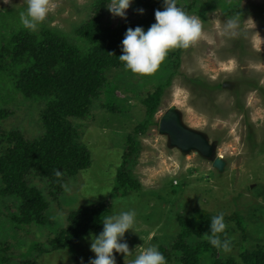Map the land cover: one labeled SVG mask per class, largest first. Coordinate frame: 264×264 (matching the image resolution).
Instances as JSON below:
<instances>
[{
	"label": "rangeland",
	"instance_id": "rangeland-1",
	"mask_svg": "<svg viewBox=\"0 0 264 264\" xmlns=\"http://www.w3.org/2000/svg\"><path fill=\"white\" fill-rule=\"evenodd\" d=\"M233 1L241 17L227 13L225 4ZM94 2L50 0V11L41 23L87 50L74 31L92 15ZM176 4L185 11L191 1L176 0ZM164 6V0H156L153 9L162 11ZM108 7L103 19L112 28L139 13L133 1L124 18L113 16ZM21 8L26 11V0H10L7 4L0 0V12L13 11L6 13L8 24H18ZM186 13L201 20L197 41L186 49H170L152 74H134L125 67L110 69L108 83L101 97L93 101L89 116L68 119L78 128L80 142L90 152V166L66 180L60 194L49 189L46 178L35 173L26 177L28 185L39 189L49 203L45 225L10 232L6 221L19 204L10 197H0V264H4L2 258H9V264L34 259L36 264H88L95 258L90 237L67 250L23 259L30 256L29 250L36 243L53 238L65 228L72 212L108 201V215L128 210L136 213L134 229L121 241L128 243L132 255L124 257L114 252L116 264H131L149 246L169 248L181 230L177 217L195 209L212 217L223 213L227 237L233 239L231 244L238 250V246L264 247V0H197ZM229 20L237 22L236 29L225 30ZM174 70L154 120L158 123L175 106L187 128L201 132L215 145L216 153L226 162L224 171L213 169L210 161L194 152L171 148L158 127L150 126L135 139L140 152L132 172L141 184L140 190L114 194L128 138L145 120L142 99L164 85ZM0 78V109L13 112L6 120L1 119L0 134L15 130L28 140L40 138L43 129L34 115L46 105V98L26 99L7 86L5 72ZM234 246L218 251L214 259L237 256Z\"/></svg>",
	"mask_w": 264,
	"mask_h": 264
},
{
	"label": "trees",
	"instance_id": "trees-1",
	"mask_svg": "<svg viewBox=\"0 0 264 264\" xmlns=\"http://www.w3.org/2000/svg\"><path fill=\"white\" fill-rule=\"evenodd\" d=\"M94 1L92 15L74 31L76 37L84 41L87 50L43 23L38 24L35 31L26 29L20 22V14L26 12L24 8L18 12V24L7 22L6 13L12 10L0 12V74L5 72L9 80L7 86L13 87L24 98H46V105L34 115L40 119V122L37 119L38 125L40 128L41 123L43 129L40 138L28 140L23 133L15 130L0 134V197H10L19 204L15 212L9 213L6 221L10 232L17 233L27 226L36 228V225H45V212L49 203L39 189L28 185L27 176L35 173L46 178L49 189L60 194L66 180L76 177L90 166V152L80 142L78 128L68 119H86L93 108V101L101 97L102 89L108 83L107 72L125 67L119 56L122 54L121 41L127 29L139 26L147 31L155 23L153 8L156 0H132L135 10L147 9L148 12L138 13L134 19L117 28L110 27L107 20L103 19L111 0ZM190 1L191 5L185 6V12H189L197 2ZM234 4L235 1L225 4L227 13H236L241 17L242 12L237 5L235 10ZM172 67L174 69L175 63ZM174 73L175 70L171 71L164 85L142 99L145 120L128 138L122 167L117 172L114 194L122 192L125 195L141 188L132 172L140 152L139 142L135 139L150 126L158 127L154 117ZM28 111L31 112L30 107ZM11 113L8 109H0V122ZM56 172L61 175L57 177ZM110 204L108 201L72 212L65 228L56 232L53 238L47 237L36 243L29 250L30 256L24 255L23 260L67 250L86 237L98 235L103 229L102 220L110 212ZM212 218L209 213L199 209L177 217L181 230L176 241L169 248L158 247L167 264H208L209 260H213L210 264H264L262 245L238 246V250L231 244L233 239L227 237L226 230L217 235L221 244L227 241L228 248L234 246L237 249V256L226 255L214 259L217 252H223L224 248L214 247L208 241ZM191 239L196 242H191ZM2 262L9 264L10 259L2 258ZM19 264H36V260Z\"/></svg>",
	"mask_w": 264,
	"mask_h": 264
},
{
	"label": "clouds",
	"instance_id": "clouds-1",
	"mask_svg": "<svg viewBox=\"0 0 264 264\" xmlns=\"http://www.w3.org/2000/svg\"><path fill=\"white\" fill-rule=\"evenodd\" d=\"M3 2L7 4L10 0ZM131 2L132 0H111L108 11L113 16L124 18ZM26 5V12L20 14V22L26 29L35 31L50 11V0H26ZM164 5L162 11H155V23L147 31L139 26L135 29L128 28L121 41L122 54L119 60L134 74L154 73L170 49H186L201 36L202 23L198 17L189 16L177 7L176 0H164ZM138 12L143 14V9H138ZM237 26L235 20H229L225 30L236 29ZM216 155L218 156L217 153ZM60 175V172H56L57 177ZM135 222L134 210L120 211L106 216L101 222L102 231L98 235L91 236L90 251L95 258L90 259L88 264H116L114 252L123 254L124 257L132 255L128 243L121 241L127 231L134 229ZM225 227L224 214L214 216L210 224L211 235L208 236V241L214 247H223L227 251L228 242L221 244L217 235L222 233ZM131 264H167V261L156 246H149L140 252Z\"/></svg>",
	"mask_w": 264,
	"mask_h": 264
},
{
	"label": "water",
	"instance_id": "water-1",
	"mask_svg": "<svg viewBox=\"0 0 264 264\" xmlns=\"http://www.w3.org/2000/svg\"><path fill=\"white\" fill-rule=\"evenodd\" d=\"M224 88L228 84L223 85ZM158 130L168 139L169 146L182 153L194 152L212 163V168L223 172L226 162L216 155V147L199 131L187 128L181 119V114L175 106L165 112L159 122Z\"/></svg>",
	"mask_w": 264,
	"mask_h": 264
},
{
	"label": "bare ground",
	"instance_id": "bare-ground-1",
	"mask_svg": "<svg viewBox=\"0 0 264 264\" xmlns=\"http://www.w3.org/2000/svg\"><path fill=\"white\" fill-rule=\"evenodd\" d=\"M218 156H219V158L223 159L221 155H218Z\"/></svg>",
	"mask_w": 264,
	"mask_h": 264
}]
</instances>
